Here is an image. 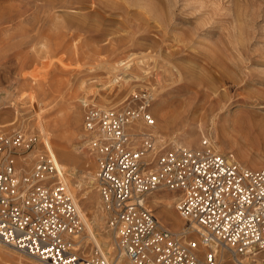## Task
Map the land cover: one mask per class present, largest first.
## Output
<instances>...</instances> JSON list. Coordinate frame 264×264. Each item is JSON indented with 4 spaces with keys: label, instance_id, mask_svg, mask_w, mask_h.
I'll return each instance as SVG.
<instances>
[{
    "label": "rangeland",
    "instance_id": "rangeland-1",
    "mask_svg": "<svg viewBox=\"0 0 264 264\" xmlns=\"http://www.w3.org/2000/svg\"><path fill=\"white\" fill-rule=\"evenodd\" d=\"M42 2L0 0V134L20 130L36 138L28 167L50 156L59 172L57 151L64 149L80 157L78 176L90 169L96 178L95 154L82 126L83 99L114 109L140 108L148 100L151 146L143 127L132 140L147 148L149 159L182 146L262 166L264 0H56L52 9ZM113 66L120 67L119 81ZM69 178L76 185V175ZM90 184L66 185L84 224L77 251L95 257L105 238L112 248L105 258L112 263L120 251L96 180ZM158 191L145 204L159 221L172 231L189 226L174 208L177 193ZM84 192L91 205L83 203ZM160 193L170 201L156 202ZM96 216L101 234L90 238L84 228ZM0 247L10 253L0 250V264H44ZM120 259L130 264L124 254Z\"/></svg>",
    "mask_w": 264,
    "mask_h": 264
},
{
    "label": "built area",
    "instance_id": "built-area-1",
    "mask_svg": "<svg viewBox=\"0 0 264 264\" xmlns=\"http://www.w3.org/2000/svg\"><path fill=\"white\" fill-rule=\"evenodd\" d=\"M148 105L84 106L96 187L118 251L130 264H264V163L254 169L182 146L149 159L132 140L138 120L146 123L142 135L152 136ZM35 143L20 130L0 134V242L49 264H112L78 253L83 219L50 156L28 167ZM161 189L177 193L175 210L197 229L172 231L159 221L145 201Z\"/></svg>",
    "mask_w": 264,
    "mask_h": 264
},
{
    "label": "bare ground",
    "instance_id": "bare-ground-1",
    "mask_svg": "<svg viewBox=\"0 0 264 264\" xmlns=\"http://www.w3.org/2000/svg\"><path fill=\"white\" fill-rule=\"evenodd\" d=\"M44 2H42L41 4H45L46 6H49L48 9H52V6L55 4L56 0H43ZM12 10V9H11ZM39 32H42L41 29H39ZM45 33V32H44ZM53 34V33H52ZM42 35V34H41ZM53 39V38H52ZM41 41V40H40ZM144 59V58H143ZM42 60V59H41ZM120 63V62H118ZM124 63V62H123ZM121 64V63H120ZM119 64V65H120ZM112 65V64H110ZM127 66V63L125 64L124 68H126ZM123 67V66H122ZM128 67V66H127ZM120 67L118 66H113L112 67V74H113V78L114 80H117L119 81V79H121L122 77L119 75L118 76V70ZM117 70V71H116ZM124 71H126L124 69ZM145 71V70H144ZM132 72V71H131ZM107 73V72H106ZM109 75V74H108ZM112 78V79H113ZM81 82V81H80ZM100 83V82H99ZM82 88V87H81ZM152 89V88H151ZM82 90V89H81ZM153 92V90H152ZM86 98V97H85ZM87 100L91 103L93 102L92 99H83L82 100V103H83V106H86L88 103H87ZM99 108L101 109H105V105L104 104H100ZM142 127L143 125L141 123H138V122H135L134 125L132 126V129L134 130V134H140L139 132V129L140 131L142 130ZM151 128V127H150ZM149 127L147 128L148 130L150 129ZM143 133V132H142ZM141 133V134H142ZM205 140V139H203ZM207 141V140H206ZM202 143H205V141H203ZM175 144H178V143H175ZM180 144V142H179ZM178 144V145H179ZM207 144V143H206ZM177 145V146H178ZM136 147V146H135ZM176 147V146H175ZM51 148V147H50ZM51 151L53 152V149L51 148ZM57 156L60 160L59 162V166L61 168V171L59 170V178L61 181H63V183L65 185H68L69 187L73 185V187H81L83 185V188H88L89 184L91 182H93V180H95V176H93L94 174H92L91 170L90 169H85L83 170L82 172H80L81 174L78 176L74 170L75 168V165L78 164V162L81 161L80 157L73 151H70V150H64V149H61L59 151H57ZM148 155V154H147ZM52 159V158H51ZM53 160V159H52ZM74 175H76V178L77 180L75 181L76 182V185H74L75 183L71 182L70 181V178L69 177H73ZM91 185V184H90ZM82 188V187H81ZM157 192V191H156ZM159 192V191H158ZM161 195H158L157 198H155L154 200L156 202H167V201H170L169 198H167L163 193H160ZM83 203H87L88 205H91L92 203V200H91V197L87 195V192H84V196H83ZM151 201V200H150ZM169 204V203H168ZM76 205V204H75ZM87 205V206H88ZM81 206V205H80ZM77 207V206H76ZM165 212V209H160L158 211L159 215H163V213ZM95 215V214H94ZM99 218L96 216L95 219L93 221H91V228L89 229H85V232H86V235L90 238H93V232L96 231L95 235L96 234H101L100 231L102 230L101 228L98 227L99 225ZM191 227V229H197V226L194 224V223H191L189 225ZM93 233V234H92ZM99 240V238H98ZM103 242H101V248L98 249V255L99 256H102V257H107L106 255H108L109 253H111V246L108 244V240H106L105 238L102 240ZM79 240H77V244H78ZM1 243V242H0ZM0 250L4 253H7V254H10L7 250L3 249L2 247H0ZM123 253H118V255L116 256V258L114 259V261H112V264H125L124 261L122 259H120V257L122 256ZM44 264H49V263H46V262H43Z\"/></svg>",
    "mask_w": 264,
    "mask_h": 264
}]
</instances>
